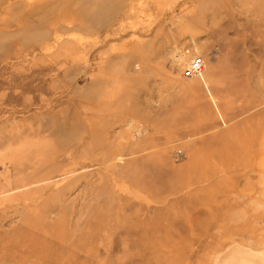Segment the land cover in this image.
I'll return each instance as SVG.
<instances>
[{"label": "rangeland", "instance_id": "374dc122", "mask_svg": "<svg viewBox=\"0 0 264 264\" xmlns=\"http://www.w3.org/2000/svg\"><path fill=\"white\" fill-rule=\"evenodd\" d=\"M0 264H264V0H0Z\"/></svg>", "mask_w": 264, "mask_h": 264}, {"label": "built area", "instance_id": "2783aa9c", "mask_svg": "<svg viewBox=\"0 0 264 264\" xmlns=\"http://www.w3.org/2000/svg\"><path fill=\"white\" fill-rule=\"evenodd\" d=\"M205 66V60L202 56H195L189 65L186 67L184 76L186 78H197L200 77L203 73Z\"/></svg>", "mask_w": 264, "mask_h": 264}, {"label": "bare ground", "instance_id": "6f19581e", "mask_svg": "<svg viewBox=\"0 0 264 264\" xmlns=\"http://www.w3.org/2000/svg\"><path fill=\"white\" fill-rule=\"evenodd\" d=\"M222 33V32H221ZM233 59V55L231 54V57H230V60L231 61H234V60H232ZM235 62V61H234ZM236 63V62H235ZM234 77H233V80L234 79H236V78H239L240 79V70L238 69V70H235L234 72ZM201 78H203V74L200 76ZM238 85H239V87H240V82L238 83ZM129 111V110H128ZM214 215L213 216H215L217 219H221L222 221L224 220V216L222 215V213L218 210V208L214 211V213H213ZM213 221H215L216 222V220L215 219H212ZM214 222V223H215ZM210 227V226H209ZM230 228V230H231V232H239L240 231V227L239 228H237V227H235V226H233V227H229ZM52 230V229H51ZM240 263V262H239Z\"/></svg>", "mask_w": 264, "mask_h": 264}]
</instances>
